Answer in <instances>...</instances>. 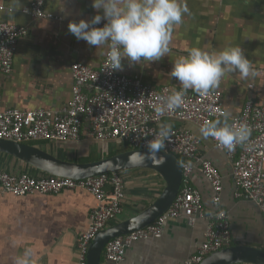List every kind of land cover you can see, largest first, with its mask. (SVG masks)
Listing matches in <instances>:
<instances>
[{
    "label": "crops",
    "instance_id": "1",
    "mask_svg": "<svg viewBox=\"0 0 264 264\" xmlns=\"http://www.w3.org/2000/svg\"><path fill=\"white\" fill-rule=\"evenodd\" d=\"M32 0H0L5 12L0 19L24 26L28 33L18 43L12 72L0 76L2 109L50 110L59 112L72 98L71 65L82 63L97 69L107 52V45L96 48L77 40L68 31L70 22L91 20L98 14L92 0H48L46 13L51 19H34L22 13ZM190 14L181 24L174 25L169 53L159 61H141L130 66L125 59L119 74L138 79L154 88L169 86L180 90L179 82L170 76L173 63L186 57L190 49L216 52L225 47H241L256 75L242 78L230 73L222 77L218 91L227 118L218 126L229 124L239 116L244 103L253 100L264 103V0H183ZM12 8L14 14L7 10ZM105 23V21H101ZM189 93H196L189 89ZM170 129L183 128L198 141V153L210 161L222 177V192L217 208L212 204V186L198 165H193L190 184L202 198L206 213L223 210L230 221L231 244L248 245L264 250V212L252 202L235 198L232 163L227 155L214 147L212 140L201 135L200 129L178 120H163ZM56 158H88L96 144L100 159L111 154L110 143L96 142L83 130L76 142H47ZM117 152L123 145L118 142ZM97 161V160H95ZM93 162V161H88ZM0 170L32 177L45 176L21 161L0 154ZM125 198L122 213L114 223L132 218L160 196L164 189L162 178L155 172L132 170L123 172ZM97 199L84 190L63 191L59 194H29L15 197L0 190V264H16L24 258L29 264H78V241L88 229ZM107 226V227H108ZM208 221L198 219L190 226L186 218L165 223L155 237L132 244L125 252L124 264H183L204 242ZM231 246V245H230ZM103 253L101 264L104 263Z\"/></svg>",
    "mask_w": 264,
    "mask_h": 264
},
{
    "label": "built area",
    "instance_id": "2",
    "mask_svg": "<svg viewBox=\"0 0 264 264\" xmlns=\"http://www.w3.org/2000/svg\"><path fill=\"white\" fill-rule=\"evenodd\" d=\"M48 0H32L22 13L34 19H51L45 11ZM0 4V16L5 12ZM104 23L96 25L103 27ZM24 26L11 25L0 19V76L12 72L18 41L26 36ZM97 69L82 63L71 65L72 98L59 112L50 110L2 109L0 97V139L17 143L76 142L83 130L96 142H118L130 150H149V144L159 139L163 120L190 123L199 129L206 122L221 121L225 112L221 94L211 89L207 94L184 93L183 104L174 111L157 115L173 90L169 86L154 88L138 79L112 71L107 53ZM245 124L250 136L243 144L229 151L212 137L214 147L224 152L232 163L235 198L254 203L264 212V103L253 100L244 103L239 116L228 126L233 129ZM159 150L177 157L182 167V184L171 206L144 229L116 237L104 247L103 264H124L125 252L134 243L155 237L166 222L186 218L190 226L198 219L208 221L204 242L183 264H200L208 255L231 245L230 221L223 210L206 213L199 191L189 181L193 165H198L214 195L212 204L218 207L222 192V177L215 166L198 153L195 136L183 128L170 129L169 137ZM0 190L15 197L29 194H59L84 190L98 203L90 216L88 229L78 241L79 263L87 264V251L97 233L115 222L122 213L125 198L124 180L118 173L104 174L81 180L53 176L32 177L0 170Z\"/></svg>",
    "mask_w": 264,
    "mask_h": 264
},
{
    "label": "clouds",
    "instance_id": "3",
    "mask_svg": "<svg viewBox=\"0 0 264 264\" xmlns=\"http://www.w3.org/2000/svg\"><path fill=\"white\" fill-rule=\"evenodd\" d=\"M92 8L98 14L91 20L81 19L70 22L68 31L77 40H84L96 48L108 45L107 53L111 70H122L123 60L130 66L141 61L155 62L169 53L172 27L183 22V16L190 10L183 0H92ZM10 14L15 10L9 8ZM103 27H96L101 21ZM236 73L242 78L255 76L250 61L241 47H225L210 53L200 48H192L186 57L178 58L172 66L170 76L181 85V90L167 96L161 106L155 108L157 115L164 111H174L183 104L184 93L191 89L198 94H207L219 86L225 74ZM222 115L227 118L229 113ZM219 121L206 122L200 132L203 137H212L229 151L237 144H243L250 136V128L241 124L238 128ZM170 135V128L162 126L159 139L149 144L152 151L164 146ZM16 264H29L24 258L17 259Z\"/></svg>",
    "mask_w": 264,
    "mask_h": 264
},
{
    "label": "water",
    "instance_id": "4",
    "mask_svg": "<svg viewBox=\"0 0 264 264\" xmlns=\"http://www.w3.org/2000/svg\"><path fill=\"white\" fill-rule=\"evenodd\" d=\"M0 154L11 156L45 176L58 178L81 180L139 169L151 170L162 178L164 189L153 204L140 214L96 234L87 251V264H101L102 252L111 239L152 224L171 206L182 184L179 159L162 150L132 149L97 161L76 163L56 158L37 146L0 139ZM200 264H264V250L248 245L229 246L208 255Z\"/></svg>",
    "mask_w": 264,
    "mask_h": 264
},
{
    "label": "rangeland",
    "instance_id": "5",
    "mask_svg": "<svg viewBox=\"0 0 264 264\" xmlns=\"http://www.w3.org/2000/svg\"><path fill=\"white\" fill-rule=\"evenodd\" d=\"M34 143H36L37 147H39L40 149L44 150L45 152H51V153H53L52 152V149L50 148L51 147L50 146V143H47V142H34ZM116 147H117V143H114V142L110 143V148H111V153L110 154L111 155L113 154V151H112L113 149H114V151H116L115 150ZM96 149H97L96 144H93L91 146V150H92L91 151V155L88 158H81V159L76 160V161L88 162V161L99 160V158H97V157H100V156H97V154L95 153L96 152ZM66 160H68V161H74V158L66 157Z\"/></svg>",
    "mask_w": 264,
    "mask_h": 264
},
{
    "label": "trees",
    "instance_id": "6",
    "mask_svg": "<svg viewBox=\"0 0 264 264\" xmlns=\"http://www.w3.org/2000/svg\"><path fill=\"white\" fill-rule=\"evenodd\" d=\"M26 144H29V145H33V146H37L36 143L34 142H31V143H26ZM127 150H130V148H128L126 145H123L117 152L113 153L112 155L114 154H117V153H120V152H123V151H127ZM142 171H150V172H153L151 170H146V169H141ZM119 175H122L123 173H118ZM232 246V244H231Z\"/></svg>",
    "mask_w": 264,
    "mask_h": 264
}]
</instances>
